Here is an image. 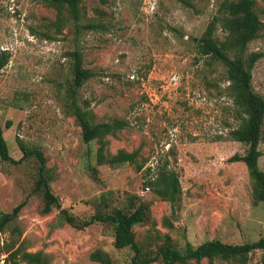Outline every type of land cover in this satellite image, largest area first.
Wrapping results in <instances>:
<instances>
[{
    "label": "rangeland",
    "instance_id": "obj_1",
    "mask_svg": "<svg viewBox=\"0 0 264 264\" xmlns=\"http://www.w3.org/2000/svg\"><path fill=\"white\" fill-rule=\"evenodd\" d=\"M221 1L83 0L86 22L101 21L104 27L76 36L69 25L55 40H46L40 33L55 34L48 27L56 19L55 9L44 0H0V51L11 55L0 72V123L11 156L23 157L18 138L41 149L54 175L55 195L83 221L107 195L111 202L105 205L110 207L123 206L129 194L138 195L149 207L146 221L134 228L145 251L157 247L164 235L181 250L187 243L244 244L264 238V202L254 199L245 164L232 160L244 156L248 146L229 136L238 122L226 70L199 54V41ZM257 2L264 21V0ZM215 35L224 37L219 26ZM76 47L85 67L95 72L79 90L80 103L89 106L97 122L117 118L130 123L110 136V150H139V162L147 161L145 169L168 159L183 189L178 202L145 188V169L139 172L128 163L98 165V144L83 140L81 126L68 109V53ZM249 52L262 55L253 68V86L264 95V32ZM260 149L264 170V141ZM92 168L98 169L96 176ZM36 179L34 158L20 164L0 158V212L13 213L25 203L0 231V264H6L7 248L21 242L30 252L45 251L51 264H130L134 253L115 248L110 225L79 230L62 221L58 209L43 214L44 200L33 192ZM166 218L171 225L165 224ZM96 250L109 260L94 261ZM262 255L252 253L249 264H260Z\"/></svg>",
    "mask_w": 264,
    "mask_h": 264
},
{
    "label": "trees",
    "instance_id": "obj_2",
    "mask_svg": "<svg viewBox=\"0 0 264 264\" xmlns=\"http://www.w3.org/2000/svg\"><path fill=\"white\" fill-rule=\"evenodd\" d=\"M44 3L55 9L56 19L48 27H53L55 34L41 32L46 40H55L71 25L78 36L87 30H100L104 23L86 22L83 11V0H44ZM224 32V37L215 35L217 27ZM35 34L38 30L32 29ZM264 32L257 0H222L218 14L211 22L206 34L199 41V54L212 58L226 70L225 80L228 83L227 92L233 103L237 125L232 128L229 136L236 142L248 146L244 156H235L232 160L242 161L253 180V197L256 201L264 202V170L260 167L263 151L260 149L264 141V95L258 93L253 86V68L261 58V53L249 52V45L257 40ZM71 61L72 79L69 82L67 95L69 112L77 119L82 129V137L86 143L98 144L96 160L98 165L119 167L131 164L140 172L146 168L147 161L139 162L140 151L120 149L116 153L110 150V136H116L120 130L130 126L125 119H112L107 122H97L94 113L88 105L79 101V90L87 81L95 76L92 69L85 67L84 55L77 47L68 53ZM9 51H0V72L9 64ZM18 144L23 157L16 160L11 156L8 143L4 137L0 123V158L11 164H20L23 160L34 158L37 161V179L33 188L44 200L43 214H49L54 209L60 211L59 218L68 225L84 230L96 223H105L113 228L114 246L118 250L130 249L134 254L130 264H153L158 261L164 264H249L252 253H263L261 263L264 264V238L256 242L230 244L220 240L206 241L194 247L187 243L184 250L177 248L169 235L162 237L157 247L145 251L137 241L135 226L146 221L148 205L140 200L138 195H128L123 206L111 207L105 205L111 202V196H106L99 202V208L87 220H81L62 207L60 197L55 195L52 188L54 175L48 167L45 153L36 147H29L20 138ZM94 176L97 168H92ZM145 171L144 187L151 188L160 198L178 202L182 196V185L178 171L171 166L168 159L157 166L148 167ZM104 204V205H103ZM25 203L19 204L13 213L0 212V231L6 229L18 217ZM166 225H171L168 218ZM24 243L16 247L12 244L7 248L6 264H51L52 259L45 251L30 252L24 248ZM94 261H108L107 254L102 250L92 253ZM107 257V258H106ZM106 258V259H105Z\"/></svg>",
    "mask_w": 264,
    "mask_h": 264
}]
</instances>
